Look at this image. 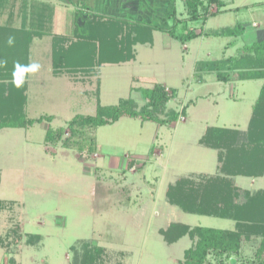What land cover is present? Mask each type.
<instances>
[{"label":"rangeland","instance_id":"374dc122","mask_svg":"<svg viewBox=\"0 0 264 264\" xmlns=\"http://www.w3.org/2000/svg\"><path fill=\"white\" fill-rule=\"evenodd\" d=\"M39 1L54 5L51 32L18 44L16 29ZM78 3L3 0L0 5V28L8 27L5 40L0 31V59L7 61L0 68L22 64L25 54L27 65H40L27 75L23 111L29 118L44 117L31 126L0 129V264H71L87 246L102 248L100 264H178L180 258L182 264L192 241L185 235L168 243L164 233L172 223L233 229L235 221L187 213L169 200V188L183 179L200 185L226 175L220 158L226 150L208 147L201 138L210 126L247 132L262 86V80H238L235 72L230 81H219L215 71L196 67L240 57L245 45L263 40L264 0H226L225 13L187 25L184 1L177 0L182 19L178 31L188 26L201 34L188 41L186 49L185 43L159 31L153 43H136L137 62L125 64L104 63V55L94 52L97 42L79 46L78 34L87 36L90 28L80 26L84 22ZM216 10L213 5L211 11ZM238 21L249 22L251 34H207ZM10 35L18 48L7 45ZM58 37L65 40L56 69L53 43ZM110 48L102 51L110 53ZM86 60L94 70L75 71ZM10 81L0 78V87L10 86ZM158 83H166L169 92L177 89L156 113L165 122L123 115L115 123L88 129L86 135L96 140L93 151L89 145L80 151L46 140L49 128L64 127L67 137L68 122L76 114L95 115L98 102L118 105L131 100L141 111L147 101L142 89ZM8 101L2 102L4 108L11 106ZM174 112L176 119L171 118ZM226 176L240 195L264 190V175ZM260 242L258 235L247 241L241 259H254ZM207 264H216V259L211 256Z\"/></svg>","mask_w":264,"mask_h":264},{"label":"trees","instance_id":"16d2710c","mask_svg":"<svg viewBox=\"0 0 264 264\" xmlns=\"http://www.w3.org/2000/svg\"><path fill=\"white\" fill-rule=\"evenodd\" d=\"M3 0H0V5ZM71 2V0H68ZM188 19L183 23L187 25L190 20H207L208 17L223 12L227 6L226 0H183ZM46 2V1H45ZM37 2L33 4L29 18L23 15L21 28H17L18 39L21 44L26 39V44L34 36H43L51 32V22L54 16V5L51 3ZM79 14L84 24L89 26L87 36L78 34L77 42L82 44H96L94 52H98L104 63H119L135 58L133 46L138 43H153L154 31H162L179 39L183 43L191 41L201 34L196 29L185 32L178 31L182 22L179 19L177 0H168L159 22L153 24L145 20H136L131 16L117 17L103 14L91 9L86 3L79 2ZM215 5L216 11H211ZM225 12V11H224ZM29 20V21H28ZM186 21V22H185ZM29 23V24H28ZM246 27L240 21L234 26H226L217 30H209L210 36H240ZM13 31L14 28H11ZM10 30V31H11ZM2 39L8 27L0 28ZM10 37H13L10 35ZM56 37V36H55ZM1 38V37H0ZM58 37L53 43V65L57 69L62 62L64 48ZM3 41H0V43ZM60 43V44H59ZM110 45V53L102 49ZM15 48H18L14 40ZM60 51L58 52V50ZM245 54L240 57H230L226 60L200 62L198 70L215 71L219 81L228 82L235 72L238 80L257 79L263 80L257 100L253 105V113L247 132L242 133L238 129L224 126H210L201 138V142L214 149H225L220 157L223 160L222 168L226 175L244 174L264 175V39L244 46ZM65 59L66 56H65ZM16 61V59L14 60ZM65 61V60H64ZM86 60L85 64H79L75 71L90 72L94 68ZM21 64V63H20ZM23 65H27V55H24ZM14 65L8 64L7 68H0V78L11 79L10 86L0 87V129L5 127H26L36 122H42L44 117L29 118L25 115L23 107L27 101V84L16 88L12 84V72ZM169 92L164 84H155L152 88H143L142 93L146 104L141 111L134 108L131 100H121L118 105L97 104L95 115L76 114L67 124L69 135L65 137L66 129L59 127L55 131L48 129L46 140L62 141L65 147H75L80 151L89 145V150L95 147V137L87 136L88 129H96L99 126L115 123L123 115L141 116L145 120L165 122L156 113L164 109L166 104L176 96L177 89L171 88ZM11 106L5 107L6 99ZM12 100V102H10ZM7 102V103H8ZM178 113L173 114L176 119ZM49 120L52 116L47 117ZM89 141V142H88ZM249 145H253L248 149ZM226 175L209 179L207 183L193 185L187 179H183L176 185H172L168 191V198L187 213L213 216L235 221V228L223 229L209 226H190L182 222H175L165 231L168 243H173L185 235L192 241L190 247L184 251L182 264H207L213 256L216 264H232L230 259L236 258L235 264H264V190L251 193L246 191L244 195L237 192V187L232 185L231 179ZM218 180V181H215ZM261 236V242L256 250V256L252 260L241 259L242 247L247 241ZM102 248L99 246H87L81 254H76L71 264H100Z\"/></svg>","mask_w":264,"mask_h":264},{"label":"crops","instance_id":"0c3cea01","mask_svg":"<svg viewBox=\"0 0 264 264\" xmlns=\"http://www.w3.org/2000/svg\"><path fill=\"white\" fill-rule=\"evenodd\" d=\"M72 1H74L75 3L76 2H84L91 9L98 11L100 13H103V14H109V15H113V16H117V17L131 16L136 20H145L147 22L157 24L159 22V19H160L162 13L164 12V9L166 7L168 0H72ZM223 13H225V12H223ZM219 14H221V13H219ZM214 16H216V15H214ZM212 17H209L206 20V22H209V19H211ZM254 24H255V22H254ZM248 25H249V22L244 23V26L246 27V29H245V32L241 35V37H244L246 34H248V32L251 34L250 26L248 27ZM158 32L159 31H154V41H155V38H156V35L158 34ZM188 43L189 42L185 43V44H187V46H185V44H184V48L187 49V47H189ZM148 44L149 43H146V45H148ZM136 46H135V49H136ZM151 46H153V44ZM137 60H138V58H137V54H136V57L134 59H131L129 61H124V62H119L118 64H125V63H129V62H133V61L137 62ZM262 82H263V80H262ZM164 84H166V83H164ZM182 238H180L179 240H181ZM179 240H177L176 242H178ZM176 242H174V243H176ZM181 259L182 258L177 260L178 264L181 263L180 262Z\"/></svg>","mask_w":264,"mask_h":264},{"label":"clouds","instance_id":"9594fccd","mask_svg":"<svg viewBox=\"0 0 264 264\" xmlns=\"http://www.w3.org/2000/svg\"><path fill=\"white\" fill-rule=\"evenodd\" d=\"M14 37H9L7 40L8 46H13ZM7 65V61L4 59H0V67H5ZM40 68L38 63H30L28 65L20 64L16 62L14 64V70L12 72V84L16 88H21L26 82V78L28 74L36 73Z\"/></svg>","mask_w":264,"mask_h":264},{"label":"water","instance_id":"95a60500","mask_svg":"<svg viewBox=\"0 0 264 264\" xmlns=\"http://www.w3.org/2000/svg\"><path fill=\"white\" fill-rule=\"evenodd\" d=\"M230 262H231L232 264H235V263H236V258L232 257V258L230 259Z\"/></svg>","mask_w":264,"mask_h":264}]
</instances>
